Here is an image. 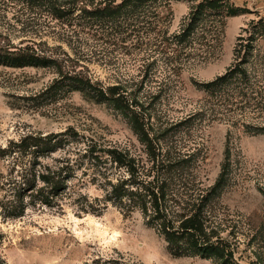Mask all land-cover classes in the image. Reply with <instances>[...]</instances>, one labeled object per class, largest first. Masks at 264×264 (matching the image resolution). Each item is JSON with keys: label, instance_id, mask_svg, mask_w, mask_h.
I'll return each instance as SVG.
<instances>
[{"label": "rangeland", "instance_id": "rangeland-1", "mask_svg": "<svg viewBox=\"0 0 264 264\" xmlns=\"http://www.w3.org/2000/svg\"><path fill=\"white\" fill-rule=\"evenodd\" d=\"M198 1L153 0L139 16L155 17L150 27L115 38L107 23L74 17L64 32L55 18L30 21L36 8L21 15L20 3L0 1V31L16 43L43 37L62 45L93 78L117 84L135 103L118 108L77 89L51 91L52 67L0 64V150L26 133L74 126L80 141L59 150H86L93 138L162 158L171 165L177 212L198 208L207 232L229 243L227 259L174 253L139 210L109 202L100 213L80 214L67 197L64 211L37 205L18 217L0 215L8 264H264V0H223L221 13L199 18L184 42L159 43L187 23ZM249 24L256 32L245 30ZM241 34L252 38L250 53L236 56ZM6 170L0 159V174ZM81 188L102 194L93 184Z\"/></svg>", "mask_w": 264, "mask_h": 264}, {"label": "trees", "instance_id": "trees-1", "mask_svg": "<svg viewBox=\"0 0 264 264\" xmlns=\"http://www.w3.org/2000/svg\"><path fill=\"white\" fill-rule=\"evenodd\" d=\"M0 1L7 5L10 2L20 3L21 15L27 12V7L36 8L34 13L28 11L30 21L37 22L42 17L55 18L56 27L64 32L72 28L74 17L84 23L110 24L115 29L112 32L114 38L119 36L117 32L128 30L130 35L135 33L136 36L155 21L154 17V20L142 22L143 18L139 17L153 0ZM222 1L199 0L187 23L178 32L166 33L158 38L159 43L169 48L184 42L191 36L199 18L221 13ZM155 15L158 20L163 18L162 15ZM256 23L253 20L251 24L255 26ZM251 24L245 30L256 32L255 28H250ZM48 27L53 29L55 26L51 23ZM121 38L123 41L126 34ZM251 41V37L241 34L235 47L236 56L249 54L247 48L251 46ZM0 64L52 67L55 76L48 90L77 89L97 100L111 101L118 108L130 109L135 105L133 98L120 91L117 84L106 85L93 78L81 57L71 54L60 44H50L43 37L16 43L9 31H0ZM213 83L214 80L208 85ZM82 136L77 128L69 126L61 131L26 133L3 147L0 159L6 162L7 170L0 174L4 190L0 197L1 217H18L29 206L37 205L64 211L67 197H71L80 214L100 213L112 202L125 213L141 211L146 221L165 235L174 253L213 254L220 258L229 254V243L222 236L207 232L205 218L198 208L190 214L180 215L177 212L175 204L180 202L175 195L178 192L167 180L170 164L162 158H152L150 153L144 158L130 150L103 147L93 138L88 140L86 150H59L74 146ZM90 184L102 190L101 196H92L82 190L81 187ZM4 240L5 235L0 228V264H8L2 251Z\"/></svg>", "mask_w": 264, "mask_h": 264}]
</instances>
